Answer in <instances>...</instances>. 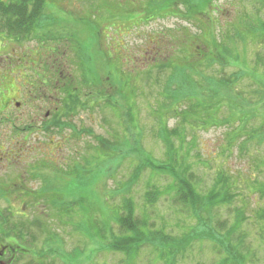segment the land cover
I'll return each instance as SVG.
<instances>
[{
  "label": "rangeland",
  "instance_id": "obj_1",
  "mask_svg": "<svg viewBox=\"0 0 264 264\" xmlns=\"http://www.w3.org/2000/svg\"><path fill=\"white\" fill-rule=\"evenodd\" d=\"M154 1L160 0H47L45 21L27 38L16 42L0 36V104L24 101L23 92L36 86L40 127L30 138L35 141L31 147L51 150L56 160L54 170L40 163L34 172L38 178L28 184L27 194L37 189L39 199L24 196L26 204L17 209L36 214L34 222L44 230L52 225L57 252L53 264H135L107 250L102 239L109 241L108 227L116 234L111 214L123 199H132L141 212L144 193L155 186L164 197L148 209V217L156 216L154 228L182 237L197 223L170 204V196L165 195L171 183L168 176L144 170L129 192H123L139 164L137 155L132 160L123 155L130 148L138 149L140 158L164 163L167 150L157 133L165 127L168 132L182 131L183 143L174 140L171 146L175 151L182 145L175 159H182L181 166L193 176L201 195L217 176L234 182L240 196L231 208L244 210L242 232L250 250L246 264H264V246L254 222V213L264 208V197L255 189L260 188L256 183L264 185V140L248 138L264 125L259 96L264 94V36L246 32L248 26L257 28L258 20L264 24V0H217L212 14L195 22H188L180 12L146 22ZM172 3L164 0L162 5L167 8ZM193 12L199 13L196 7ZM213 37L220 43L213 45ZM221 46L232 53L235 61L227 58L231 65L218 55ZM206 48L218 55L211 67L205 65ZM161 62L187 68L188 84L197 88L193 91L203 92V87L213 91L216 83L220 87L221 80H230L239 70L243 76L229 93L215 97L219 104H209L213 94L208 91L209 96L196 92L191 101L180 97L169 106L175 99L163 93H177L178 81L167 86L173 74L171 69H158ZM126 74H131L130 80ZM128 88L133 90L130 96ZM69 92L84 104L65 109ZM99 93H105V100L98 98ZM108 95L115 103L106 101ZM195 102L200 109L194 108ZM205 121L209 126H204ZM98 139L108 140L117 152L105 154L108 148ZM46 156L40 161L47 162ZM49 181L50 187L43 189ZM7 205L0 197V213L10 210ZM232 215L230 209L221 208L216 216L230 224ZM210 245L206 240L195 242L177 264H216ZM135 262L156 264V259L144 249Z\"/></svg>",
  "mask_w": 264,
  "mask_h": 264
},
{
  "label": "trees",
  "instance_id": "obj_2",
  "mask_svg": "<svg viewBox=\"0 0 264 264\" xmlns=\"http://www.w3.org/2000/svg\"><path fill=\"white\" fill-rule=\"evenodd\" d=\"M46 1L47 0H0V36L10 40H15L16 42L27 38L32 31L40 28L41 22L45 21L43 15ZM163 1L164 0H160L159 2L154 1L155 3L148 6L152 9L148 13L150 18L147 19L146 22L152 20L153 17H155L154 19L166 18L170 15L174 16L179 12L180 16L187 19L188 22H195L198 21V17H204V14H212V7H214V2L217 0H173L174 3H172L171 6L167 8L162 5ZM195 7L200 14L193 12ZM258 24L259 25H257V28H254V30L252 27L248 26L246 32H251L253 34L256 33L257 35L259 34L258 37H263L264 24L261 21L259 22V20ZM198 25L200 26L201 24L198 23ZM202 38H204V42H207V34H204ZM211 42L213 45L220 43L214 37L212 38ZM223 43L224 42L221 41L222 45H224ZM207 52H211L210 56H208ZM218 55L224 61L225 65H231V59L235 61V59L232 57V53L229 51V49H225L224 46H221L220 51H218ZM218 55H216V53L213 54L210 48H206V53L203 54V57L205 58V65L207 67H211ZM228 57L230 60L227 59ZM159 65L160 68L158 69L172 70L171 73L173 75L171 78H169L167 86L174 83V81H178L176 91L177 93L165 91L163 93L164 95L165 93L166 95H169V99H175L174 102H170L168 104L169 106L175 105L180 100H182H179L180 97H184L187 101H191L190 98H195V95L197 94L199 96L203 94H207L209 96L208 91L212 92L211 94H213V96H209L211 98L209 99V104H219L216 103L215 97L217 96L219 99H221V92L224 91L226 94L227 92L229 93L234 82L243 76V71L239 70L240 72L231 76L230 80H221L220 83H218L220 87H216V83L215 89L213 91H206L204 87L201 88L203 92L193 91L196 87H194L191 82L188 84V78L186 75L187 68L179 66L178 64L173 65L171 62H161ZM120 75L122 76L121 73ZM125 77H127V80H130L131 74H126ZM109 78L111 80V75ZM166 88L167 87H165V90ZM187 88H192V90L189 91ZM198 89L200 90V88ZM204 91L206 92L204 93ZM185 92H187V94H184ZM196 92L198 93L196 94ZM128 93L130 96L133 94V90L128 88ZM77 96L78 95H74L73 92L67 93V99L69 103H64L65 109L69 108L73 110L74 107L77 108L84 104L79 99H77ZM103 96L105 100V93L98 94L99 99H101ZM259 96L261 97V102L264 103V94H262V96L259 94ZM106 101H111V103L114 101L115 103V99L110 95L107 96ZM69 104L72 107H70ZM195 104L197 106L194 105V108L196 110L200 109L198 106L200 103L195 102ZM240 106L244 107L246 105L240 104ZM88 107L90 108V105ZM203 108L204 106L201 109ZM161 121L162 120L159 122ZM263 124L264 121L262 125ZM204 126H209V121H205ZM260 131L256 129L253 132V135L248 136L249 140H264V125L263 127L261 126ZM157 135L167 150V160L164 161V163L157 164L152 162L151 159L148 160L145 158H140L137 151L138 149H128L125 155H123V158L128 155V157H131L127 158L132 160L134 155H137L139 158V164L134 169L127 183H125L123 192H129L132 184L138 180L144 170H149L150 173L155 175L168 176L171 179V183L168 184V187L165 189L167 190L165 195L170 196V204L177 208L175 210L180 211L181 214L194 219L197 223L193 228L186 230L182 237L171 235L163 229L161 230L154 228V219L156 216L152 214L151 217H148V213H150L148 209H152L155 205H157V203L160 202L164 197V194L159 188L152 186L144 193L143 208L141 209V212H138L135 202L130 198L123 199L121 206L112 210L111 216L113 219L111 222H113L117 227V231L115 234L112 232L110 227L107 228L106 231L108 232L109 241H105V238H102L106 244L105 247H107V250L123 254L126 261L132 260L136 264L135 261L137 260L138 256L143 252L144 249H147L149 250V253L155 255L156 264H177L178 259H182L183 254L188 249L191 250L195 242L206 240L211 244L210 247L212 253L216 257V264H246L250 258V250L248 249L245 242L246 234L242 232L244 210L243 208L239 207H235V209L231 208L236 197L238 198L240 196V194L235 193L236 188L234 182L228 183L227 177L224 175L217 176L214 179L213 185L206 191L204 195H201L197 190L196 184L194 183L193 176L185 173V167L181 166L183 163L182 159L180 162L175 159V156L177 155L176 151L181 150L182 145H180L181 148L178 147V150L175 151L173 146H171V142L174 140H176L178 143H183L182 131L177 130L168 132L167 128L163 127L159 130ZM232 138L234 139L235 137L232 136ZM95 139L97 140V138ZM126 139L127 138H125V140ZM103 141L104 139H98V143L103 148H108L107 151H104L105 154L117 152L115 147L110 146L108 140H105L104 143ZM125 143L127 144V141H125ZM77 167L81 168L82 166ZM256 184L258 187H260H256V191L261 195V197H264V185H259V183ZM253 193L258 194L256 192ZM221 208H227L231 210L233 214L232 223L227 224L226 220L221 221L220 218L216 216L219 215V209ZM254 219V222L259 227L257 237L264 246V208L261 207V209H258L257 212L254 213ZM206 220H208L209 224H207ZM56 254L57 252L55 250V257Z\"/></svg>",
  "mask_w": 264,
  "mask_h": 264
},
{
  "label": "flooded vegetation",
  "instance_id": "obj_3",
  "mask_svg": "<svg viewBox=\"0 0 264 264\" xmlns=\"http://www.w3.org/2000/svg\"><path fill=\"white\" fill-rule=\"evenodd\" d=\"M58 90L56 87L55 92ZM38 91L36 86H30L23 92L24 101H13L9 106L7 102L0 104V197L6 200L10 208L0 213V264H53L55 260L52 225L44 230L41 224L34 222L36 214H27L25 208L23 211L17 209L18 205L26 204L24 196L31 201L39 199V190L32 189V194H27L26 190L28 184L38 178L34 172L40 163H47L54 170L56 162L51 150L31 147L30 142L35 141H30V138L36 135L40 127V107L36 98ZM56 112L54 110L53 113ZM52 124L51 128L54 129L55 124ZM45 155L47 162L40 161ZM50 185V181L46 182L42 188L48 189Z\"/></svg>",
  "mask_w": 264,
  "mask_h": 264
}]
</instances>
